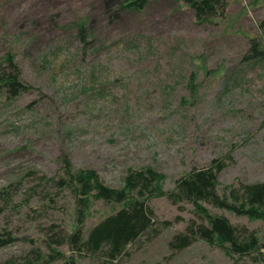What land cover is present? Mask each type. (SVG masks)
<instances>
[{
  "label": "rangeland",
  "instance_id": "obj_1",
  "mask_svg": "<svg viewBox=\"0 0 264 264\" xmlns=\"http://www.w3.org/2000/svg\"><path fill=\"white\" fill-rule=\"evenodd\" d=\"M120 1L0 0V71H9V57L29 87L14 98L0 90V229L14 239L0 248V264H36L52 249L71 254L65 235L76 201L56 185L66 161L74 171L96 170L111 187L129 169L150 167L164 175L165 193L213 160L223 164L220 193L264 182V59L245 58L252 39L264 47V0H228L223 16L202 24L182 0H148L140 11ZM90 199L85 236L123 206ZM148 205L170 225L115 259L102 251L78 262L234 264L201 239L168 245L200 221L192 205L165 194ZM207 207L264 237L263 221ZM236 264H264V253Z\"/></svg>",
  "mask_w": 264,
  "mask_h": 264
},
{
  "label": "trees",
  "instance_id": "obj_2",
  "mask_svg": "<svg viewBox=\"0 0 264 264\" xmlns=\"http://www.w3.org/2000/svg\"><path fill=\"white\" fill-rule=\"evenodd\" d=\"M182 1L194 10L195 19L200 24L213 22L214 18L223 16L228 3V0ZM147 4L148 0L119 2L120 7L136 11L144 9ZM245 58L264 59V47L259 41L251 40ZM3 62H8L9 71H0V90L10 98L29 90L22 82L20 71L12 59L7 57ZM193 81L194 75H191L189 86L192 91ZM63 168V176L57 179L56 185L71 191L76 201L75 223L65 235L71 254L61 255L57 249H52L48 258L42 257L41 262L36 264H80L79 256L102 251L109 259L117 258L127 245L143 234L151 231L156 235L157 226L170 225L169 221L156 220L152 207L148 205L153 196L164 194L175 203L186 202L192 205V212L200 219L199 222L190 221L183 232L174 235L168 242L171 248L182 249L195 239H201L221 248L233 259L234 264L242 257L264 253V237L236 228L225 216L213 214L207 207V204H211L236 215L264 222V182L239 183L229 188L227 193H220L217 176L223 168L222 161L213 160L208 166L192 167L174 181V186L168 193L159 188L164 175L150 167L129 169L121 187L104 184L92 168L74 171L68 161L63 164ZM91 197L123 206L92 226L85 236L83 224ZM13 240L8 231L0 229V248L12 244ZM57 260L60 262L55 263Z\"/></svg>",
  "mask_w": 264,
  "mask_h": 264
}]
</instances>
